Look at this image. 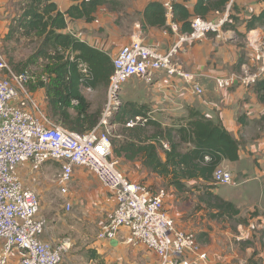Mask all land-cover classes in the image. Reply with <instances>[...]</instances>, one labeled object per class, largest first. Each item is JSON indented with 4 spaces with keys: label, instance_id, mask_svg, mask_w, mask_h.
I'll return each mask as SVG.
<instances>
[{
    "label": "built area",
    "instance_id": "2783aa9c",
    "mask_svg": "<svg viewBox=\"0 0 264 264\" xmlns=\"http://www.w3.org/2000/svg\"><path fill=\"white\" fill-rule=\"evenodd\" d=\"M155 1L165 7L167 15L171 14L173 0ZM228 14L227 6L224 13H216L217 20L192 17L190 32L180 35L178 43L167 50L147 45L138 38L119 48L112 59L107 110L117 100L123 83L132 78L150 83L158 72L195 95H202L203 89L196 81L199 75L176 64L177 50L180 44L200 41L208 34L219 37ZM70 34L86 43L80 33ZM248 40L254 71L244 65L239 73L216 77V90L254 87L264 77V41L257 34L250 35ZM79 68L83 74L87 73L84 65ZM30 82L29 73L13 72L0 51V264L67 263L70 241L54 243L44 239L47 222L39 215L40 199L22 178L23 167L30 173H38L47 163L59 165L56 186L66 199L64 206L68 212L72 206L70 186L77 168L85 169L112 195L115 208L100 229L99 242L116 240L123 230L125 244L143 246L153 252L158 264H208V253L202 250L196 236L175 226L164 205V190L151 192L126 178L112 159L108 134L97 126L78 134L53 123L30 91ZM105 118L104 115L101 123ZM148 119L135 117L125 127L143 126ZM168 148L162 142L161 150ZM212 179L217 186L233 185L231 174L221 167L215 169Z\"/></svg>",
    "mask_w": 264,
    "mask_h": 264
},
{
    "label": "trees",
    "instance_id": "16d2710c",
    "mask_svg": "<svg viewBox=\"0 0 264 264\" xmlns=\"http://www.w3.org/2000/svg\"><path fill=\"white\" fill-rule=\"evenodd\" d=\"M69 1L72 5L66 13H61L55 0H24L20 5V14L12 21L10 35L18 34L20 38L38 42L37 49L28 62L34 64L42 60L46 63L43 70L46 81L40 83L41 88L45 89V111L64 126L74 130L69 131L81 134L93 129L98 123V117L90 114V103L82 90H95L100 85L107 89L113 70L112 59L99 49L80 42L65 30L69 21L83 20L85 23H92L101 7L111 8L116 2ZM230 1L195 0L190 11L188 0H173L171 22L178 27L180 35L188 33L192 17L209 20L210 15L223 13ZM166 15V9L160 2L150 1L142 12V25L170 31L166 25ZM236 22L237 17L229 10L228 22L223 24L222 30H232L238 36L234 27ZM245 29L247 32L260 29L264 41V9L246 20ZM79 65L86 67V74L80 71ZM241 65L240 60L237 68ZM254 91L258 102L264 105V77L254 85ZM146 109L145 105H131L128 111L129 120L146 117ZM149 125L155 127V131L147 137L146 129L140 127ZM126 131L130 137L128 142L119 147H113L111 143L113 160L117 162L115 157L126 161L140 160L144 168L177 192L184 191L188 182L201 181L209 190V199L213 200L209 204V208L216 212L212 217L237 219L239 225L246 222L239 220L240 211L233 203L223 200L211 191L215 169L224 161L238 160L239 143L221 124L212 122L193 108H187L186 114L174 120L165 131L159 123L149 119L145 125L128 128ZM163 139L169 147L166 151L161 150ZM263 250L264 247L261 248ZM258 255L259 252L254 251L248 264H253V259ZM256 262L261 264V258L258 257Z\"/></svg>",
    "mask_w": 264,
    "mask_h": 264
},
{
    "label": "crops",
    "instance_id": "0c3cea01",
    "mask_svg": "<svg viewBox=\"0 0 264 264\" xmlns=\"http://www.w3.org/2000/svg\"><path fill=\"white\" fill-rule=\"evenodd\" d=\"M109 1H115L116 4L111 8L101 7L92 23H85L83 20L69 21L65 32L80 33L87 45L99 49L111 59L114 58L121 45L128 44L136 38L161 50L170 49L178 43L180 33H178V27L174 28V24L171 22V14L166 15V25L170 31L142 25L143 10L150 1L155 0ZM4 2L5 0H0V4ZM55 3L61 13H66L72 5L69 0H55ZM194 3L195 0H188L187 5H189L190 11H192ZM248 3H251L253 7L255 5V9H253V13L246 15L247 11L251 12L252 9L248 5L245 7ZM228 7L230 11L235 8L243 11L244 17L239 20L241 21L239 24L236 22L234 27L239 35H247L251 31L247 32L245 29L246 20L252 15H258L264 9V2L262 0H231ZM123 15L130 16L132 22L129 26L124 24L128 29L119 33L122 26L118 19ZM208 19L217 20L218 17L216 14H212ZM255 31H258L256 34L263 38L260 29ZM236 41L237 35L232 30H222L219 37L215 34H208L200 41L179 45L175 62L184 71L199 75L196 81L203 89L202 95H195L190 89L174 84L173 80L164 73L158 72L152 77L150 83L139 79L148 86L145 87L146 90L137 101L141 104L149 99L161 110L180 112L179 114L183 116L186 114L187 108H193L212 122L221 124L239 143V150L236 162L224 161L220 167L234 172L235 178H239L242 185L248 186L244 195L250 200V204L240 202L233 204L239 209L241 216L244 214L242 211V207H244L245 212L255 213L252 216L253 219L261 221L264 218V105L258 102L254 87L235 86L231 89L218 91L214 85L216 77H227L232 73H239L244 65L250 69L255 67L251 53L246 47L238 46ZM240 60L242 65L237 68ZM137 90L132 95L140 92L139 85ZM129 92L120 90L119 94L123 96L122 94L131 93ZM161 157L163 158V155ZM77 173H82V171L76 170L75 174L77 175ZM75 174L74 176H76ZM213 193L218 195V190ZM106 196L113 213L115 208L113 197L107 191ZM38 197L41 202V197L39 195ZM102 200L104 201L106 198H102ZM225 201L230 202L229 200ZM168 213L179 230L192 232L196 235L202 250L208 253V264H248L251 254L256 251L251 245H246L249 239H245V237H237L238 248H234L229 233H226V237L220 238L216 233L209 232L207 227H201L197 224L198 219L195 217L199 214L193 217L189 215L188 219L184 220V218H180L179 212ZM257 226H264V220ZM249 227L253 228V225L250 224ZM204 232L208 234L204 236L207 241L201 244L199 237ZM246 232L242 235L247 236ZM124 235L125 231L122 230L116 239V247H111L109 242H100L97 254L105 256L106 264H158V258L153 252L146 250L143 246L125 244ZM262 247H264V243H259L257 252H259L258 257L262 260L261 264H264Z\"/></svg>",
    "mask_w": 264,
    "mask_h": 264
},
{
    "label": "rangeland",
    "instance_id": "374dc122",
    "mask_svg": "<svg viewBox=\"0 0 264 264\" xmlns=\"http://www.w3.org/2000/svg\"><path fill=\"white\" fill-rule=\"evenodd\" d=\"M23 1L5 0L4 3L0 4V51L14 72L26 70L29 73L31 82L28 87L38 98L45 110V89L41 88L40 83L46 81V76L43 72L46 63L42 60H38L34 64L28 62L32 54L35 53L38 42L34 39L20 38L18 34L10 35L12 21L20 14V5ZM247 5L252 7L251 12L247 11L246 13V15H249L253 13L255 5L253 7L251 3H248L245 7ZM242 12L239 8L231 10L233 16H238L237 24L244 17V13ZM118 22L122 26L118 32L123 33L128 29L124 24L129 26L132 19L128 15H123L118 19ZM256 33L258 31L256 32L254 30L247 35H238L236 44L241 48L246 47L248 52L251 53L248 38L250 34L252 36ZM257 36L261 38V35L257 34ZM124 45L126 44L121 45L120 48ZM262 49L264 50V46ZM242 53L244 52L242 51ZM254 69L255 67L251 70L254 71ZM138 85L140 92L132 95L133 92H136ZM146 86H148L146 83L136 78H132L123 83L121 91H130L131 93L122 94L123 96L118 94L117 100L112 102L109 111L107 110V89L103 85L98 86L95 90L87 88L82 90L83 95L90 103V114L98 117V123L96 124L98 130L108 134L113 147H119L128 142L130 138L126 131L128 128L125 127V123L129 120L128 111L131 105L135 107L145 105L147 109L144 115L150 121L159 123L164 131L171 127L174 120L183 116L179 114L180 112L161 110L160 107L155 106L149 99L139 104L137 100L146 90ZM46 113L53 123L67 130L74 131L68 126L61 124L48 112ZM104 115L106 116L105 121L101 123ZM140 128L146 129L147 137L155 131V127L152 125ZM163 142L167 143L165 139H163ZM160 155L162 154L160 153ZM115 159L118 162V170L130 181L146 186L151 192L164 190V205L168 212H179L180 218H184V220L188 219L189 215L193 217L199 214V216H195L198 219L197 224L201 227H207L209 232L216 233L220 238L222 236L226 237V233H229L234 248H238L237 237L249 239L246 245H251L256 249V252L259 251L257 250L259 243H264V226H257L264 218L261 221H257L255 218L253 219L254 212H245L244 207H242L244 214L239 216V220L246 221L242 225L243 227L239 226L237 219L212 217L216 213L215 210L209 208V204L211 202L213 203V200L209 199L207 195L209 190L203 182H188L184 191L177 192L173 188H168L159 177L144 168L140 160L126 161L116 157ZM221 168L231 174L233 185L217 186L212 182L213 190L211 191L218 190V195L222 199L229 200L232 203L240 202L250 204V200L244 195L248 186L242 185L240 179L235 178L234 172L224 167ZM76 170H81L82 173L75 174L76 176L73 177L71 182L72 206L68 212L64 206L66 199L60 195L58 187L56 186V176L59 171V165L57 163H47L40 173H30L26 167L21 169L25 186L38 194L42 199L39 215L47 222L44 239L54 243L65 240L70 241V249L66 253V261L68 264H106L105 256L97 254L101 245L97 237L102 226L110 219L112 207L108 202L109 199L106 196L105 189L101 187L99 182L93 176L86 173L85 169L77 168ZM102 198H106V200L103 201ZM250 224L253 225V228L249 227ZM245 231H247V236L242 235ZM201 235L200 237L198 235L199 241L201 244H204L207 241L204 236L208 234L204 232ZM239 247L242 249L241 246ZM257 258L256 256L253 259V264H257Z\"/></svg>",
    "mask_w": 264,
    "mask_h": 264
},
{
    "label": "water",
    "instance_id": "95a60500",
    "mask_svg": "<svg viewBox=\"0 0 264 264\" xmlns=\"http://www.w3.org/2000/svg\"><path fill=\"white\" fill-rule=\"evenodd\" d=\"M109 245H110L111 247H116V245H117V241H116V240H111V241H109Z\"/></svg>",
    "mask_w": 264,
    "mask_h": 264
}]
</instances>
